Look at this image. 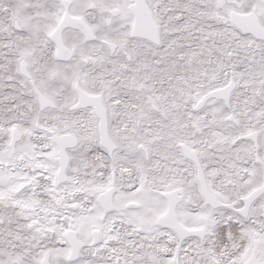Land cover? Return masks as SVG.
Here are the masks:
<instances>
[{
  "label": "snow or ice",
  "instance_id": "obj_1",
  "mask_svg": "<svg viewBox=\"0 0 264 264\" xmlns=\"http://www.w3.org/2000/svg\"><path fill=\"white\" fill-rule=\"evenodd\" d=\"M0 264H264V0H0Z\"/></svg>",
  "mask_w": 264,
  "mask_h": 264
}]
</instances>
